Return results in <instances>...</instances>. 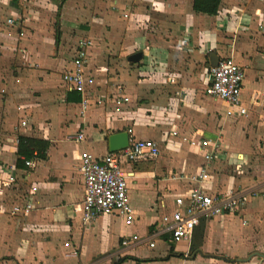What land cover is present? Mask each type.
I'll return each instance as SVG.
<instances>
[{"label": "crops", "instance_id": "obj_1", "mask_svg": "<svg viewBox=\"0 0 264 264\" xmlns=\"http://www.w3.org/2000/svg\"><path fill=\"white\" fill-rule=\"evenodd\" d=\"M2 1L8 0H0V14L18 12V0ZM61 1L60 19L72 23V33L32 45L44 38L32 26L44 21L29 17L26 61L0 77V264H264V0H222L216 14L196 12L194 0ZM81 38L92 40L86 65L96 77L85 109L81 94L66 91L61 77L73 67ZM139 51L142 58L131 60ZM224 53L246 72L242 99L249 112L236 119L225 115L222 100L204 93L207 71ZM174 125L182 136L223 137L214 187L233 184L251 194L240 212L203 218L192 239L179 242L159 231L160 216L176 194L196 184L189 176L203 159L183 137L169 134ZM81 131L85 138L75 141ZM121 131L160 145L157 157L124 164L137 219L127 224L109 214L84 223L74 210L84 195L80 155L103 157L111 152L108 137ZM20 136L49 142L33 168L24 157L18 163ZM239 162L241 175L233 170ZM11 172L16 180L6 186ZM32 186L37 190L30 193ZM29 197L28 215L11 214L13 204ZM157 238L169 246L156 252Z\"/></svg>", "mask_w": 264, "mask_h": 264}, {"label": "built area", "instance_id": "obj_2", "mask_svg": "<svg viewBox=\"0 0 264 264\" xmlns=\"http://www.w3.org/2000/svg\"><path fill=\"white\" fill-rule=\"evenodd\" d=\"M6 22L10 26L17 23L14 17H9ZM18 26V25H17ZM23 25L19 28L22 29ZM24 34L23 31H20ZM92 44L89 38H81L76 45L75 54L72 57L73 67L62 73V82L66 91H76L82 96L84 109L90 104L93 95L96 77L87 72L88 48ZM246 72L236 62L231 53L220 54L215 64L207 71V84L204 93L215 99L222 100L225 105V115L230 118H240L248 114V107L242 99V90ZM170 83H175L176 78L169 77ZM2 92L5 88L1 89ZM123 100L129 98L124 96ZM170 131L173 137H183L191 146L197 149L203 162L195 173L190 174V179L195 185L186 192L176 194L172 199L171 210L164 211L160 216L161 233L170 235V240L179 242L190 241L196 226L203 218L211 219L224 214H236L240 212L251 194L247 190L239 189L233 184L225 189L214 187V178L217 174L216 161L221 158L225 148L224 139L221 136H182L176 125ZM75 141L85 138L81 131L74 137ZM160 154V145L154 138L129 137V143L121 150L109 152L101 158L95 157L87 151L80 155V171L84 178L83 199L74 206V210L81 214L84 223H90L96 218L115 214L123 218L125 223L132 224L137 219L134 207L128 195V173L124 168L126 162L139 161L143 158H154ZM38 158L25 159V165L33 168ZM10 170V169H9ZM235 174L241 175L245 172L243 162L236 163L233 168ZM186 175V174H185ZM179 175H174V177ZM187 176V175H186ZM15 173L8 175L5 185L16 180ZM37 190L31 187L30 193ZM160 206L167 208L164 199L160 200ZM3 209L0 204V210ZM34 209L32 197L24 203L13 204L10 212L13 215H28ZM126 243V241L124 242ZM67 246L68 242L65 243ZM154 243L150 245L153 246Z\"/></svg>", "mask_w": 264, "mask_h": 264}, {"label": "rangeland", "instance_id": "obj_3", "mask_svg": "<svg viewBox=\"0 0 264 264\" xmlns=\"http://www.w3.org/2000/svg\"><path fill=\"white\" fill-rule=\"evenodd\" d=\"M14 1H17V0H14ZM59 1L60 0H18L17 4H15V6H18V9H17L18 12L16 11V13H15L12 11V12H10L9 15L5 14V13H7L8 9H5L6 11L1 12V14H0V77H2L3 75H6L5 72H8V71L7 70L5 71V69H9V68L13 67L15 62L18 61L22 64V63H24L23 61H26L27 56H25V53H26V51H28V46L26 44H27L28 40L31 41L30 40L31 38H29V37H30V35L32 36V34L30 33V30L27 28L28 26L25 24V21L29 17H33L32 21H34V22H41L40 21L41 17L43 18V21H44V22H41V24H39V25L32 26V30L34 32L39 31V32H42L44 35V38H42V39H38L37 41L33 40L32 45L36 46L39 42H42L46 45H50L49 44L50 40L48 37H50V36L54 37L55 33L57 34L58 32H60V33L63 32L66 35L72 33V31H73L72 23H69L68 25H70V27H67L65 24L69 20H64V22H63V19H60L61 11L59 12V10H58V2ZM4 2L8 6L10 0L2 1V3H4ZM72 2L68 3V5L70 6L72 4ZM22 7L25 9H23ZM9 17L15 18V20L17 22L15 24V26H10L6 22V19ZM59 19H60V22H59ZM65 19H67V18H65ZM84 19L85 20H83V22L87 21L86 17ZM23 24H24V26L22 27V29H20L19 26L23 25ZM32 30H31V32H32ZM20 31H23L24 34H21ZM36 38H39V37H36ZM36 42H38V43H36ZM89 47H91V45ZM69 49L70 48H68V52H66L67 53L66 56H69V54H70L69 52L71 49L70 50ZM56 53H54V54H56ZM21 58L24 60H22ZM101 68H103V67H101ZM90 69L96 70L95 68H92V67ZM97 73H100V72H97ZM224 134L228 138L234 139L233 138L234 135L232 133V130L227 129L226 133H224ZM208 136H210V135H208ZM229 151H231V147H230ZM231 157L233 158L236 156H233V154L231 152ZM231 157L227 161H231ZM236 159L238 160L237 157H236ZM147 212H149V211H147ZM149 214H150V212L145 216L144 215L141 216L142 223L140 224L141 225L140 230L142 233H145V227H146L145 223L149 219ZM156 241H157V247L153 248V250H155L156 252L161 251L162 247L169 246V244L167 242L163 241L162 238H157ZM147 251H149V250L146 249V247H145L144 252H147ZM172 262H174V261H172ZM130 264H134V263H130Z\"/></svg>", "mask_w": 264, "mask_h": 264}, {"label": "trees", "instance_id": "obj_4", "mask_svg": "<svg viewBox=\"0 0 264 264\" xmlns=\"http://www.w3.org/2000/svg\"><path fill=\"white\" fill-rule=\"evenodd\" d=\"M64 1V0H62ZM61 1V2H62ZM222 0H194L193 8L196 12H203L206 14H216L219 10ZM49 142L34 137L20 136L18 140V163L20 166L24 165V160L38 157L44 158ZM127 258V257H126ZM125 257L119 259V263Z\"/></svg>", "mask_w": 264, "mask_h": 264}, {"label": "water", "instance_id": "obj_5", "mask_svg": "<svg viewBox=\"0 0 264 264\" xmlns=\"http://www.w3.org/2000/svg\"><path fill=\"white\" fill-rule=\"evenodd\" d=\"M142 56H143V53L139 51L131 55L130 59L138 61L139 59L142 58ZM108 141H109V150L113 152V151L122 149L128 145L129 135L126 131L113 133L108 137Z\"/></svg>", "mask_w": 264, "mask_h": 264}]
</instances>
